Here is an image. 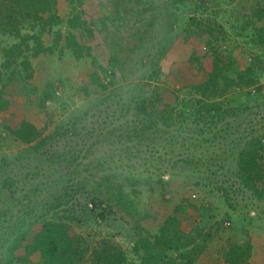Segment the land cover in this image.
<instances>
[{
  "label": "rangeland",
  "instance_id": "374dc122",
  "mask_svg": "<svg viewBox=\"0 0 264 264\" xmlns=\"http://www.w3.org/2000/svg\"><path fill=\"white\" fill-rule=\"evenodd\" d=\"M124 1L134 7L132 11L123 10V0H81L77 4L99 30L97 40L90 44L91 54L77 56L63 37L53 44L54 30L65 32L66 19L74 9L67 0H58L57 12L63 21L43 34L51 50L29 56L30 75L18 64L13 63L17 69L13 74L1 67L0 89L11 92L12 104L0 108V264H13L6 251L11 232L24 230L26 242L40 228L34 220L42 212L41 205L47 207L61 187L68 189L67 204L48 212L75 217L71 225L88 239L89 247L105 238L119 246L127 259H135L130 236L136 223L140 229L153 231L182 201L187 214L182 227L200 229L192 233L195 241L211 233L193 264H228L224 256L228 245L245 241L250 244L249 263L264 264V184L254 192L235 174L236 139L247 133L244 127L264 125L262 66L244 78L243 91L236 97L230 91L225 98L227 104H235L241 97L250 106L237 119H249L250 124L233 125L230 134L221 131L222 136L214 137L220 125L200 129L188 118L177 119L171 129L162 123L144 129L147 122L139 119L135 106L146 89L174 102V89L204 79L206 68L190 67L187 58L192 48L198 53L207 48L206 31L187 34V40L169 41L188 17L222 28L225 38L224 34L213 37L210 44L231 51L235 66L243 70L250 48L232 26L237 9L209 0H139L137 7L134 0ZM199 24L196 27L203 29ZM212 33L217 31L212 29ZM10 42L9 37L0 36V47ZM252 49L264 61V51ZM111 55L124 62L114 70L115 82L112 67H106ZM154 63L158 75L153 73ZM99 66L107 68L98 72L102 81H110L105 89L89 82V74L100 71ZM246 92L252 96L246 98ZM177 97L186 98V91H179ZM198 98L192 100L193 109L199 106ZM176 101L172 103L180 108ZM21 118L49 135L42 147L20 143L12 136L9 129ZM255 133L249 131V135ZM182 159L191 161V166ZM103 175L110 178L109 190L103 185L96 188ZM119 189L123 197L134 201L133 215L113 206L111 196L105 199ZM17 199L23 203H16Z\"/></svg>",
  "mask_w": 264,
  "mask_h": 264
},
{
  "label": "trees",
  "instance_id": "16d2710c",
  "mask_svg": "<svg viewBox=\"0 0 264 264\" xmlns=\"http://www.w3.org/2000/svg\"><path fill=\"white\" fill-rule=\"evenodd\" d=\"M119 1L121 0H116V3ZM209 1L237 9L233 14L235 21L232 26L237 28L238 34L244 38L245 43L250 48L248 63L243 70H240L235 66L236 58L231 51L222 49L220 45L210 44L213 37L218 39V36L224 34V36H221L225 38L226 32L222 28L218 27L217 29L216 26H211L206 21H204V24H199L195 22L194 17H188L183 25H179L178 28L174 29L169 41H179L176 39L177 37L187 40V34L198 35L200 31L204 32L205 30L207 33V40L205 39L206 44H208L207 48L200 50L201 53L193 51L195 48H192V54H189L187 58L190 67L193 65L199 69L206 68L205 77L198 83L186 85L172 91L176 96L174 102L177 100L176 103L180 108L176 107L173 101H168L161 92H151L149 89L142 91L141 98L135 106L140 115L139 119L147 122L144 129L148 126L151 128V126L158 123H162L165 128L171 129L172 126L177 124V119L188 118L198 124L200 129L206 125L212 128L220 125L217 132L214 133V137H217L222 136L219 133L221 131H228L227 134L233 132V125L240 126L244 124L243 122L250 124L251 120H244L243 117L241 121H237L240 118L239 116L246 114L249 110L248 100L240 97L237 103L227 104L225 98L230 91L236 97L240 90L243 91L241 82L245 80L244 78L250 77V73L259 68L260 65L262 66L261 70L264 69V61L252 49L264 51V0H245L244 3L236 0ZM123 2L126 3L123 10L132 11L134 7L129 6L124 0ZM134 2L135 7H137L139 0H134ZM67 3L72 6L74 4V9L67 17V28L62 33L59 29L54 30L63 21L57 12L58 0H0V36L11 39L10 43L0 47L1 57L3 58V63H0V79L3 65L9 69L11 74L17 72L14 64L20 65L27 73V70L30 69L29 56L35 57L51 50L50 47L44 44L43 34L45 31H55L54 45L60 40V37H63L67 48L77 56L82 53L85 55L91 54L92 46L90 44L97 40L99 30L91 16L84 9H78L79 5L77 6V4H81V0H67ZM196 24L202 25L204 28L199 29ZM212 29L217 31L216 35H213ZM159 52L161 53L162 50H159ZM204 57L206 59L203 61ZM122 60V58L111 55L107 61L106 67H112L111 77L114 82V77H116L114 70L121 69L124 64ZM157 65L154 63V75H158L159 67ZM99 68L100 71L97 70L89 74V82L98 84L102 89H105L109 87L110 81L108 83L102 81L98 72H105L107 68L104 69L102 66H99ZM27 74L30 75L29 72ZM183 89L186 91L187 97L178 98L177 94ZM196 95H199V98L196 99L199 106L193 109L191 107L193 106L192 100ZM249 96L252 95L249 93ZM249 96L246 92V98ZM11 104V92L3 88L0 89V108H7ZM244 129H247V133L240 135L235 141L239 144L235 154V174L244 187L256 192L260 185L264 184V125L253 128L252 124L250 129L248 127H244ZM9 130L20 143L32 144L35 148L42 147L49 136L48 134L43 135L34 123L24 118L18 120ZM249 131H255L256 133L249 135ZM152 133L151 131L149 134ZM182 160L187 162L188 167L191 166V161ZM226 160H228V157L225 158ZM109 181L110 178L103 175L96 188L103 185L108 190L111 189L112 184H107ZM77 188L79 187L77 186ZM11 191L13 194V190ZM33 192H36L35 189H33ZM55 192L56 194L51 195V198H49L47 207L41 205L42 212L34 220L40 225V228L26 242H23V238H25L24 230L11 232L7 239L6 248L11 263L193 264L194 258L202 251L211 235L207 231L204 233L203 238L201 236L198 241H195L192 233L194 230L197 232L198 228L185 230L182 227V222L187 214L185 211L186 204L181 201L153 231L145 227L140 229L141 224L136 223L134 230L131 231L132 236H130L132 240L131 249L136 258L127 259L126 253L119 246L105 238L89 247L88 239L73 229L71 221H74L75 217L71 214L61 216L55 213L50 214L53 209L68 202V189L66 187L63 191L61 187ZM95 196L93 193L92 197L95 198ZM110 196L114 199L112 201L113 206L133 215L136 205L130 198L123 197L122 189H119L116 195L109 192L106 194L105 199L110 198ZM24 199L29 202L28 198ZM17 200L16 203H23L19 199ZM49 210H51L50 213ZM26 212L28 213L27 210ZM100 219L101 217L98 216L97 221ZM197 235L200 236L199 232ZM32 256H35V260L32 259ZM224 256L228 264H250L248 261L250 256L249 242L230 243Z\"/></svg>",
  "mask_w": 264,
  "mask_h": 264
}]
</instances>
